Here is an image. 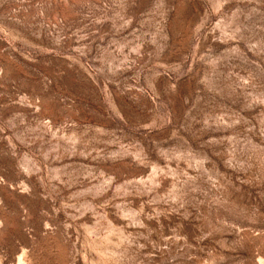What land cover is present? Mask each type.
I'll return each mask as SVG.
<instances>
[{
    "label": "rangeland",
    "instance_id": "obj_1",
    "mask_svg": "<svg viewBox=\"0 0 264 264\" xmlns=\"http://www.w3.org/2000/svg\"><path fill=\"white\" fill-rule=\"evenodd\" d=\"M0 264H264V0H0Z\"/></svg>",
    "mask_w": 264,
    "mask_h": 264
}]
</instances>
